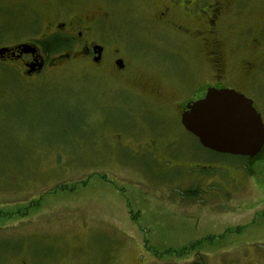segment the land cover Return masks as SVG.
<instances>
[{
    "label": "rangeland",
    "instance_id": "1",
    "mask_svg": "<svg viewBox=\"0 0 264 264\" xmlns=\"http://www.w3.org/2000/svg\"><path fill=\"white\" fill-rule=\"evenodd\" d=\"M163 2L0 0V45L78 14L129 59L119 72L56 52L32 77L0 60V264H264V149L218 152L181 126L164 78L178 82L183 65L151 19ZM227 14L231 34L261 44L262 88L248 94L264 121V0H232ZM154 121L153 146L125 144Z\"/></svg>",
    "mask_w": 264,
    "mask_h": 264
},
{
    "label": "flooded vegetation",
    "instance_id": "2",
    "mask_svg": "<svg viewBox=\"0 0 264 264\" xmlns=\"http://www.w3.org/2000/svg\"><path fill=\"white\" fill-rule=\"evenodd\" d=\"M203 2L208 3L207 10L202 9L201 3ZM231 2L232 0H164L160 9L151 16L161 45L170 47L169 50L172 51L170 55L177 59L175 66H179L178 60L183 65L178 82L164 78L170 83H168L170 88L175 90V93L170 95L172 98L170 102H173L183 128L185 126L181 122V114L188 109L187 104L203 98L209 88H231L250 98L249 90L262 88L259 81L260 64L255 58L261 44L252 37H245L249 43H243L244 38L240 39L229 32L231 14H227V11ZM96 21L78 14H69L67 18L59 16L46 24L40 38L30 42L37 49L35 53H21L17 47L20 43L3 44L0 45V49L8 47L9 51L2 55L0 60H11L13 64L21 62L23 72L31 77L42 71L48 63H53L52 55L56 52L60 53L59 60H67L77 53V57L87 59L97 65L103 64L105 58H108L117 71H124L128 64V56L119 54L120 48L118 47L108 50L105 44L98 43L91 37ZM233 39L236 41L233 42ZM97 46H102L100 52H97ZM47 47L55 49L47 51ZM73 47L74 50H72ZM66 50L68 52L62 53ZM30 69L32 71L28 73ZM152 91V98L162 100L166 90L158 86L152 88ZM139 94L142 96L141 93ZM144 101L148 102L146 98ZM170 102L159 103L163 104L164 108H161V112L170 113L172 111L169 110ZM254 105L256 106L255 102ZM256 108L258 109L257 106ZM154 111L150 108V115H154L156 113ZM164 118L166 117L154 120L164 122L162 121ZM155 129L156 121L146 126V129H142L148 131L144 138L142 132L137 136H127L125 144L140 146L143 149L153 146L158 141ZM149 150L156 156L163 157L162 150L158 147ZM203 183L204 181H201L197 188ZM188 189L190 193L196 188L188 187Z\"/></svg>",
    "mask_w": 264,
    "mask_h": 264
},
{
    "label": "water",
    "instance_id": "3",
    "mask_svg": "<svg viewBox=\"0 0 264 264\" xmlns=\"http://www.w3.org/2000/svg\"><path fill=\"white\" fill-rule=\"evenodd\" d=\"M17 47L21 53L37 51L30 43H20ZM96 48L100 52L102 46ZM7 51L8 47L1 48L0 57ZM187 108L181 114V122L203 146L250 157L262 149L264 121L253 99L244 93L231 88L211 87L203 98L188 103Z\"/></svg>",
    "mask_w": 264,
    "mask_h": 264
},
{
    "label": "trees",
    "instance_id": "4",
    "mask_svg": "<svg viewBox=\"0 0 264 264\" xmlns=\"http://www.w3.org/2000/svg\"><path fill=\"white\" fill-rule=\"evenodd\" d=\"M53 49H55V48H54V47H50V48L47 47V48H46L47 51H50V50L52 51ZM263 149H264V146H263L262 150H263ZM262 150H261V151H262ZM246 157L249 158L248 156H246Z\"/></svg>",
    "mask_w": 264,
    "mask_h": 264
},
{
    "label": "crops",
    "instance_id": "5",
    "mask_svg": "<svg viewBox=\"0 0 264 264\" xmlns=\"http://www.w3.org/2000/svg\"><path fill=\"white\" fill-rule=\"evenodd\" d=\"M186 181H188V179H187ZM185 184H186V186H187V187H189V185H187V184H188V182H185Z\"/></svg>",
    "mask_w": 264,
    "mask_h": 264
}]
</instances>
